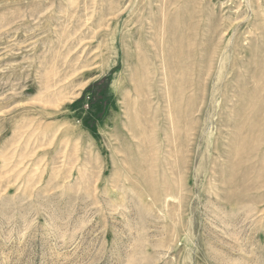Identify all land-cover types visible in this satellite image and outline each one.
Wrapping results in <instances>:
<instances>
[{"label":"rangeland","instance_id":"obj_1","mask_svg":"<svg viewBox=\"0 0 264 264\" xmlns=\"http://www.w3.org/2000/svg\"><path fill=\"white\" fill-rule=\"evenodd\" d=\"M0 264H264V0H0Z\"/></svg>","mask_w":264,"mask_h":264},{"label":"bare ground","instance_id":"obj_2","mask_svg":"<svg viewBox=\"0 0 264 264\" xmlns=\"http://www.w3.org/2000/svg\"><path fill=\"white\" fill-rule=\"evenodd\" d=\"M165 1V0H164ZM163 2V1H162ZM172 7V6H171ZM165 10H167V9H165ZM189 14V13H188ZM179 15V14H178Z\"/></svg>","mask_w":264,"mask_h":264},{"label":"trees","instance_id":"obj_3","mask_svg":"<svg viewBox=\"0 0 264 264\" xmlns=\"http://www.w3.org/2000/svg\"><path fill=\"white\" fill-rule=\"evenodd\" d=\"M97 97H99V96H97Z\"/></svg>","mask_w":264,"mask_h":264}]
</instances>
